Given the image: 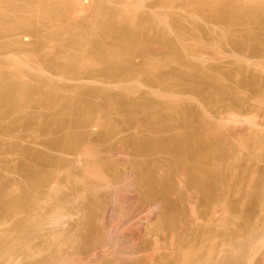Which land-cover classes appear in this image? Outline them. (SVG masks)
Wrapping results in <instances>:
<instances>
[{"label": "rangeland", "instance_id": "374dc122", "mask_svg": "<svg viewBox=\"0 0 264 264\" xmlns=\"http://www.w3.org/2000/svg\"><path fill=\"white\" fill-rule=\"evenodd\" d=\"M30 1L31 0H28V2H30ZM34 1L35 0H33L31 2L32 6H34V7H32L30 3L28 4V8L30 9V7H31L32 10L31 9L30 10L33 11L31 13L29 11L28 14H32L31 17L34 18V19H32L33 23L36 21L34 28L39 30V31H37V34H34V35L29 34L30 36H28V35L19 36L18 42L21 41L22 47L23 46L25 47V48L23 47V49L20 45L18 47H16V49L14 48L13 51H12V49L8 50L9 46H6L7 49H3V48H5V46L4 47L1 46L3 51H2V49H0V69H1V67L3 68V66L1 65L3 58L13 59L12 56L14 55V57H17L16 59H18L21 57L22 54H23L22 55L23 58H24V56L25 57H31V58H27L28 60L31 61V62L30 61L29 62L32 63V64H30L28 62L29 65H34L39 60L38 65L36 64V66L40 65L41 67H43V65L45 64L44 67H46V62H44L43 60L53 58V60H55L56 63H58V61H56L57 59L62 63H65V61L68 59L67 62L70 61L71 66L68 65L69 67H67V65L63 64L66 67H63V68L60 67L59 68L58 66H62V64L59 62V64H61V65L58 64L57 67L54 65L57 69H54L55 67L52 69H50L51 67L50 68L48 67L47 68L48 70H46L47 72L49 71L50 73H53V71H54L55 74L57 71V75H54V73H53L52 77H54V79H55V80H53L54 83L57 81L56 82L57 84H53V88H55L54 85L55 86L57 85L56 89L58 91L56 90V92H57L56 95H58L59 98H58V96H53L56 98V99L54 98L55 101L52 98H49V99H52L50 102L52 105H50V106L46 105L48 107L44 106V108H43V106L40 104L38 105L37 103H39V102L36 101V103H33V104H31V106L29 105V107H27V111H24L23 112L24 114L22 113L23 115L22 114L19 115V113H16L17 114L16 115L14 113V114H11V116L6 117V119H4V121L7 120L6 122H8L10 120L20 118V116L27 115L28 113L30 115L34 114V116H35V118L31 117V119H30L29 118L30 116L28 114V116H29L28 118L30 119V121L32 120V126H26V127L20 126L19 129L20 130L22 129V130H21V132L18 130V133L15 131L17 133V135H16V133L14 135L12 134L13 136H10L11 134L6 135V136L0 135V144L2 141V145H3V148H2L3 150H1V152H0V162H1L0 163V188L2 187L0 190H1V192L3 190L7 191L4 193V195H6V193H8L7 197H9V196L10 197H12V196L16 197V196H19L18 194L21 193L20 190L25 191L26 189H28V191L30 192V196H32L33 203L30 204L31 206L29 204L28 205L25 204L27 207H26V209H24L25 208V206H24V208L22 210L21 209L16 210V209H14L15 207L14 208L11 207V210H10V207H9L8 213H7V211H5V209L3 210V208H6L7 206H4L3 204H1V206L2 205L4 206L2 208V211L6 212V213L3 212V214H1L2 211L0 208V216L3 217V218H0V264H39V263L40 264H99V263L103 264L102 263V262H104L103 258H101L102 259L101 261H98L97 257H94L91 254H89L88 251H85L86 250L85 248L87 247L86 242L88 243L89 240L92 241L93 238H98L97 233L95 234L96 237H95V235H94V237L92 235V238H91V236H89L90 232L92 231V228H91L92 224H90V221L88 220V214L85 213L84 211H79V212L74 211V213L73 212L70 213V211H73V210L68 209L69 207H66V209L64 208L63 211L61 210L62 212L61 211L56 212V210L55 211L53 210L54 207H53V209L51 208L53 206V202L55 200H57L58 197H60V198L64 197V195L68 193L66 191L68 188L66 189L67 186H65V185H68V181L66 180L67 178L64 174L65 172L62 171L63 170L62 168L60 169L58 167L57 162H61L62 158L68 160V158H70V156L67 155L66 153H63L57 147L50 145V140L52 141V140L62 138L63 135H65V133H67L69 128L68 129L65 128L62 130L54 129V130H52L50 132H46V133H43V132L40 133L39 128H38L39 127L38 125L49 122L51 120V118L54 114V110H55V113H57L56 111H58L62 105L69 103V101H70V103H73L74 106H76L77 111L76 110L75 111L78 112L80 109H82V108L84 109V107L87 108L86 110H88L89 106H87V105H90L89 104L90 102H88L89 100L94 101V102L91 101L92 104L89 108H94V106L96 107V103L97 104L99 103L96 107L97 109L95 108L93 110L94 111L93 116L90 119L91 121H89L91 123L88 122L85 126H77V127H74L75 129H71V130H76V132H84L85 131V133L88 137L87 140L90 141V144H93V146H94V147H91V149H87L89 146L83 147V150H81V155H80V158L83 160H84V158L85 159H93L94 155H98L99 152H101V151H102L101 155L105 154L104 153V143L100 139V137L102 135V130L104 129V127L102 128L101 125L96 124V123H102L99 121L102 119L104 120V123H106V121H107V123H108V121H110V123L112 122L113 124H115V126L112 125L113 127H115V128L112 127L113 129H128L127 131L126 130L123 131V133H122L123 136H127L130 133H135L137 135V132H138L139 136L141 133L142 134L141 137H143V135H144V137H147L148 139H152L153 137L155 138L158 135V134L154 133L155 131H152V129H177L178 131H182L184 129H203V130L209 129L210 130L211 127H212V129H214V128L216 129V127H215L216 123L224 122L223 124L225 126H228L227 127L228 129L226 128L227 132L225 131L224 133H222L223 135L221 134L220 136H222L221 138H223V137L226 138L227 139L226 141L229 140L230 141V142L228 141L229 143H231L233 140L232 144L228 143V146L229 145H231V146H229L230 149H228L229 152L226 155H229V154L230 155L227 157L223 156V158L221 157V159L227 160V161L224 160L223 162L219 163V164H222V166L221 165L217 166L216 164L214 165V163H216L217 161H221L220 158H216L217 161L215 159V162L213 160L214 163L212 164L211 169L210 168L209 169L212 171V173L214 175L213 174L207 175V177L210 178V179H208L207 184L211 185V184L217 182L218 183V184L216 183L217 185L220 184L219 185L220 187L219 186L218 187L220 190L219 192L221 193L222 190L224 189L223 188L224 185L222 186V184H224V180L227 179L228 181L227 180L226 181H227V183L230 184V189L231 188L232 189L230 191L231 197L229 196L230 197L229 199H228V197H226L228 200L224 196L226 194L225 191L221 193L222 195L224 194L223 197H219L217 199V203L219 205H217V208H218L217 213H216L217 215L216 214L215 215H216V218H218V216H221L223 214V208L225 206L228 207V205H229V207H230L229 209H231L230 210L231 218L233 217V220H234V223L232 222L233 225H231V232L233 231V233H231V234L233 235V237H232V235H230V238H233L232 239L233 243L235 242L234 244L232 243L233 245L238 244L237 240H239V237L241 239L243 236V238L241 239V240H243V239H246L247 236L251 238V236H252L251 234H255L252 237H253V239L256 237L255 238L256 241L254 242L255 239L251 240V242H252L251 245L248 244L249 246H253V247H249V246L247 248L245 247V252L243 250H241V253L238 250L237 253L242 254L241 256L243 257V260H244V261L241 260V263L239 262V264H242V263L243 264H264V91H263L264 90V61H263L264 60V53H263L264 51L262 50L263 52L261 51L260 53L259 52H257V53L251 52L250 53V51H247L248 49L232 48V44H231V42L233 43L235 41L249 43V40L251 38L252 39L250 40V43H251V41L252 42L256 41V39H257V41L260 40L259 42H261V40H262L264 43V33H263V35L261 34L263 31H259L261 34L260 37L256 34V33H259V32H255L256 30L254 31L255 33L252 31L254 33L253 35L250 34V32H251L250 30H253V29L258 27V26L255 27V25H254V20L256 21V17H254L255 19L252 17V19H254L252 21V19L250 20L249 18H247L249 13L246 16L244 14H246L248 12V10H250L249 12H252V10L251 9H244L245 3L242 4L243 5L242 8L244 10L240 6L241 4L240 5L237 4L240 7V8L239 7H237V8L242 10V11L240 10L241 11L240 12L241 17H242V15H244L243 17H246L247 21H244V20H242V18L241 19L239 18L240 20H238V19L237 20L240 22V24L237 20L236 21L238 23L236 24V21L230 20L232 17L230 18V16L227 15L228 9L230 8L231 3H229V5H224V4H227L228 2H230L229 0L226 1L227 3L223 0V3H221V5H219L220 3L218 4L216 0L215 1L214 0H210V1L209 0H202V1L201 0H196V1H194V0H183V2H182V0H180L181 2L179 0H175V1L173 0L174 2L172 0H167L168 2L166 0H163V1L158 0V2L156 0H152V1L146 0V1H148L147 3H145L146 1L145 2L142 1L144 3L145 7H142L143 3L140 0H137L138 3L135 0H130V2L132 1L131 2L132 4H129L130 2L128 0H109V1H111L112 4L108 0L107 1L104 0L105 1L104 4H103V2H100L102 4L99 5L100 8L102 5L103 6L105 5L103 8H101V9H103V12L100 9V11L102 13H104V11H107L106 10L107 8H105V7L108 6V7L113 8V9L108 8V9H111L113 11L116 8L115 9L116 12L119 11L118 13L120 15L114 11V13H116L115 14L116 16H115V15H113V11L112 12L107 11L108 16L112 13V15L115 16V18L114 17L112 18V15H111V19L109 18L110 16L109 17L107 16L108 20L106 18L105 19L108 22H109V20H114L115 23H113V21H112L114 26H111V25L107 24L108 23L107 21H104V17H101L102 16L101 12H100L101 16L99 15L100 17L97 16L98 14L96 15L97 19H95L94 15H93V16H91V18L93 17V20L95 19L94 20L95 25L96 24L99 25V27H98V25L95 27L93 25L94 21L90 18L91 13H93V10L95 9V5L91 6V4H89V6H91V7H88L89 9L87 8L86 13L84 11L85 14L83 13L82 17L80 16L81 18L79 16L77 18H75V16L73 17V16H71V14H69L70 16H68V13L70 11L67 9L64 10V7H62V6L58 5L59 7H57L56 3H54V2L53 3L55 4V6H53V4L51 6L50 4L52 1H50V0H49L50 2H48V4L46 3L48 0L46 2L41 0L43 2V4L40 0L39 1L41 3L40 2L38 3V0H36L35 1L36 5H34ZM94 1L96 2L97 0H94ZM99 1H102V0H99ZM118 1H119V3H118L119 6L117 4L113 5V2L117 3ZM121 1H123L122 2L123 5L125 4L124 1H126L131 6L134 5V7H133L134 13L132 12L133 15L136 14V15H134L135 16L134 18L132 17L133 16L132 14H131L132 15L131 16L130 14L127 15L128 13L127 14L124 13V10H123V12L121 11L122 12V14H121V12H120V10L122 8ZM160 1L162 4H159ZM190 1H191V3H190ZM199 1H201L202 3ZM211 1H214V2H211ZM246 1L247 0H245V1L241 0V2H246ZM248 1H250V0H248ZM18 2L22 3L23 1L18 0ZM133 2H135V4L137 3L136 4L137 6ZM187 2H188V5H186ZM208 2L210 3V5L208 4ZM231 2H233V1L231 0ZM237 2L235 1V2H233V4H235ZM96 3H99V2H96ZM166 3H167V5H166ZM170 3H171V5H170ZM172 3H173V5H172ZM180 3L182 5H180ZM199 3H200V5H199ZM255 3H257V2L256 1H254V3L249 2L250 8L252 5H253L252 8L258 7V6L259 7L264 6L263 4L258 5V3L256 4L258 6H256V5L254 6ZM138 4H140V6L142 5L141 7L144 9H141V7ZM192 4H196V5L198 4V5L193 6ZM222 4L224 6H227V8H228L227 13L225 11V13L227 15L226 19H228L227 21L230 20V22H229L230 24L232 22L235 23L236 27L234 24L232 26H230V24L228 22L225 24L226 20L225 21L219 20V21H223V22H219V23H218V19L215 20L216 23L213 21V18L214 19L216 18L215 15L217 13L218 14L220 13V12H218V11H220L218 9H221L223 7ZM158 5H159V7L161 6L162 10H160ZM205 5H206V8L204 7ZM213 5H216V6H213ZM2 6L3 5H0V9L3 12L5 10H2V9L3 8L5 9L6 6L5 7L4 6L2 7ZM39 6L40 7L44 6V7L40 8ZM47 6L50 7L49 8L50 10L46 9V8H48ZM135 6L137 7V9H134ZM149 6H150V8H149ZM174 6H176V7L174 8ZM36 7H38V8H36ZM119 7H121V8L118 10L117 8H119ZM124 7H126V6L124 5ZM157 7H158V9H156ZM166 7H167L168 11L166 10ZM213 7H214V9H213ZM28 8L26 9V14L24 13L27 16H28L27 12L29 10ZM203 8H205V9H203ZM225 8L226 7H224L223 9L225 10ZM231 8H232V5H231ZM7 9L5 12H3V14H6V13L9 14L7 11H10V10H7ZM39 9H41L42 12ZM151 9L154 11V13H153V11H151ZM169 9H171V10H169ZM215 9H217V10H215ZM223 9H221V11ZM257 9H259V10H257ZM35 10L40 11L39 15H38V12ZM61 10H63V12ZM88 10H90V11H88ZM135 10H136V12H135ZM164 10H166L165 12H167V14L164 12ZM190 10L192 11L191 13H193V14H191V13L188 14V12ZM204 10L209 15L206 14V12ZM207 10H209V11H207ZM214 10L216 11V14L213 15V13H215V12H212V11H214ZM245 10H247V12ZM256 10L259 11L260 15H255V16L259 17L258 19L264 18L262 16L263 14H261V11H260V10H263V7L261 9L256 8ZM50 11L51 12L56 11L57 14H60V13H62L63 15L66 14L67 17H66V15L63 16L60 14L56 17L57 19L54 18L55 20H52V21L49 18H47V19L41 18V20H40V17L43 15L42 14L43 12L46 15V13H49ZM66 11L68 13H66ZM139 11L140 12L142 11V12L140 13ZM144 11H146V13ZM223 11L221 12L222 14L224 13ZM263 11H262V13H263ZM242 12L243 13L245 12V13L242 14ZM253 12L250 14V16L252 14H257L256 11L254 13ZM10 13H12V12H10ZM33 13H36V14H34V16L37 17V15H38L39 19H38V17L35 19V17L33 16ZM155 13H159V14L155 15ZM173 13L178 14V16L177 15L173 16L174 15ZM210 13L213 16H211ZM40 14H42V15L40 16ZM107 14L104 13V15H107ZM194 14H196V15H194ZM117 15L120 18H122V16H125L124 17L125 20L122 18L121 20H123V21H119L118 20L119 17ZM150 15H151V18H150ZM161 15H162V17H161ZM206 15H208V17L211 16L210 18H212V19H209L208 17H206ZM156 16H158V17H156ZM169 16L170 17L172 16L173 19H175V20L178 19L179 21L176 20L177 21L176 22L173 19H171L172 17L170 18ZM179 16H181V17H179ZM136 17L139 19H137ZM141 17L143 19H141ZM182 17H183V19H182ZM185 17L187 20L185 19ZM194 17H196L197 21L195 20ZM204 17H206V19ZM161 18H162L163 23L161 22ZM235 18L236 17H233L232 19H235ZM48 19H49V21H48ZM248 19H249V21H248ZM12 20H14V19H12ZM12 20H11V23L13 22ZM45 20H47V21H45ZM59 20H62V21H59ZM71 20H72V23H71ZM87 20L90 21V23ZM96 20L97 21L99 20V21L97 22ZM102 20L104 23L105 22L106 23L104 24L103 22H101ZM209 20H210V22H209ZM130 21L133 24V26L130 23ZM133 21H134V23H133ZM146 21H148V22H146ZM186 21H188V23ZM193 21H194V24H193ZM242 21H244V23H242L243 25L241 24ZM260 21L262 22V19ZM2 22L3 21L0 22L1 26H2V24L3 25L5 24V22H3V23ZM75 22L78 24H76ZM145 22H146L147 28L145 26ZM164 22L167 25H165ZM206 22L208 23L207 26L205 24ZM211 22L212 23L214 22L213 25ZM258 22H259V20H258ZM258 22H255V23H258ZM7 23H10V21ZM42 23H43V25H42ZM175 23H176V25H177V23L178 24L181 23V24L179 26L178 25L175 26ZM201 23H203V24H201ZM209 23H210V25H209ZM220 23L222 24L221 26H219ZM260 23H259V26H261ZM86 24L93 29L90 30L89 29L90 27H88ZM116 24H117V27L118 26L120 27V28L119 27L118 28L120 29L121 32L123 30V28L121 30V27H128V29L126 28L127 30L124 28L125 34H129L131 32L130 31L129 33L128 32L126 33V31H129V28L132 30V29H134V26L137 27V25H138L137 29L135 28L134 30H136V32H137V30L139 29L138 31H140V33L138 32L137 35L132 34V35H134L135 40H133L132 42H129L132 44L135 41V44L133 43L135 45V48H133V50L135 49V52L131 48V46H133V45L130 44L131 46H129L128 45L129 43L127 44V46H129L131 48V49L130 48H128V49H130V51L132 50V52H134V53H132V55L133 54L134 55L130 56L131 58H128L126 55V58H128L129 61H127V59L125 58V53H124V50L125 51H127V50L124 49L125 46H123L124 44H121V43H122V41L124 42V40L127 38L130 40L131 36L130 37L127 36L125 38H123V37L118 38L119 39L118 42L120 41V39H123L121 41L120 45H122L124 48L119 47L120 45L117 44V42H116L117 37H114V35H115V33H113L114 31L110 29L111 31H113L111 33L110 30H108L109 26L112 28L115 27L117 29V27L115 26ZM7 25H9V24H7ZM85 25H86V28L88 27V30H90L89 32H86V29H83L85 32L81 30L83 28V26L85 28ZM101 25H103V26H101ZM104 25H107V26L105 27ZM149 25H152V26H149ZM158 25H160L159 29L157 27ZM171 25H174V26L171 27ZM211 25H212V27L215 26V28L210 27ZM247 25L250 27L248 28ZM253 25L255 28L253 27ZM256 25H258V24H256ZM4 26H6V24ZM37 26H38V28H37ZM139 26H141V27H139ZM166 26L167 27L170 26V28H172V30L170 31V29L167 28ZM195 26H198L199 28L195 27ZM208 26H209V28H208ZM217 26H219V28L222 27L221 29L223 31H226V32L228 31V32L227 33L224 32V34H223V31L221 29H219ZM223 26L225 28H227V26L229 28H231V27L232 28L231 29H229V28L225 29ZM242 26L244 27V29ZM57 27L59 28V31H58ZM176 27H178V30H176L177 29ZM185 27H187V28H185ZM200 27H203V29H205V27H206L207 30L208 29L210 30L209 33H208V31H206V29L203 31H202V29L200 30ZM251 27H253V29ZM102 28H104V29H102ZM115 28H114V30L117 33V31L119 29L116 31ZM151 28H153L154 30ZM210 28L213 30L211 31ZM259 28L260 27H258V29ZM97 29H98V32L96 31ZM198 29L200 32L198 31ZM214 29H216V31ZM101 30H103V31L105 30L106 32L105 31L103 32ZM151 30H153V31H151ZM233 30H234V32H233ZM246 30H248V31H246ZM181 31H184V32H181ZM185 31H186V33H185ZM229 31H230V33L231 32H233V33L230 34ZM81 32H82V34H81ZM136 32L132 30V33H136ZM150 32H152L151 35H150ZM246 32L249 34H247ZM38 33H39V35H38ZM85 33H88V34H85ZM94 33H96V34L94 35ZM216 33H219L220 37ZM255 34L260 39L256 38L253 40V37L256 36ZM51 35H56L55 36L56 39L52 40V42H51V40H49L47 42L48 45H46V46L44 45V47L42 45L39 49L37 48L38 49L37 51H36V49L33 51V48H32L33 43H31V42L32 41L34 42L35 41L34 39L39 40V39L43 38L44 36L46 38L47 37L49 38V37H51ZM179 35H180V37H179ZM224 35H226V36L223 38ZM123 36H124V34H123ZM237 36H240L239 40H238ZM243 36H245V37H243ZM16 37L17 36H15V38H14V39H16L15 41H17ZM231 37H232V40L230 39ZM235 37H236V40H235ZM261 37H262V39H261ZM11 38H13V36ZM11 38L10 37L0 38V40H2V41H0V44L1 43L4 44L5 42L9 43V40H11ZM131 40H132V38H131ZM10 42H12V40ZM28 42H30L31 45H28L29 44ZM66 42H68V43H66ZM126 43H125V45H126ZM205 43H207V44L209 43V44L205 45ZM66 44H68V45H66ZM144 44H146V45H144ZM81 46H82V49L80 48ZM208 46L210 48H208ZM13 47L14 46H12L11 48H13ZM20 47H21V49H18ZM85 49H87V50H85ZM5 50H7V51H5ZM24 50H27V51H24ZM109 50H111L110 51L111 53L115 52L117 54V56H119V59H121L119 61H121V62L118 65H120V66L122 65L124 72L127 69H129V68L126 69L127 65H128V67L131 64L134 65L135 73H136L135 76L133 75L134 77L131 76V79L130 78L127 79L125 77L126 80L123 78L125 81L120 80V77H118L117 79H119V80H115L116 78H114L111 81L112 78L111 79L109 78V74H110V72H112L113 69L106 68V64L105 63L102 64V62L99 61L100 58L98 56L99 54H101L100 52H103V51L107 52ZM32 51H33V53L29 54ZM96 51L99 53H97ZM64 52H66L65 55H64ZM94 52L97 54H95ZM170 52H171V54H170ZM9 53H10V55L12 54L11 57L7 56ZM24 53H27V54L24 55ZM93 53L95 56H93ZM128 53H129V50H128ZM129 54H131V52ZM3 55H5L6 57ZM32 55H34V56H32ZM39 55H40V58L43 55L46 59H42L44 57H42L41 59L38 58ZM71 55H72V57H71ZM75 56H76V58H75ZM167 56H169L168 57V59L170 58L169 60L166 58ZM22 57L20 59H22ZM33 57H34V59L32 60ZM89 57L96 58V61H99V63L94 62V64H89V66H88V63L86 62V60H85V62H86L85 63L84 59H88ZM179 57L182 58V60L179 59ZM73 58H74V60H73ZM91 58H89L87 60V61H89V63H90ZM24 59H22V60H24ZM79 59H83V60H79ZM158 59H159V61L161 59V61H160L161 64L163 63L162 61H165L166 59L168 61L165 64L163 63V65L161 66ZM253 59H254V61H253ZM259 59L262 61H260ZM75 60H77V61L79 60V62L77 63V61H75ZM145 60H147L146 61L147 63H148V60L149 61L154 60V62L155 61L158 62V64L161 66L160 67L161 69L159 68V71L156 70V69H158L156 67V66H158L157 63L150 61L148 63V65H150V63H151V68H152V65L155 64V67H153V69L156 68V69H154V70H156L155 72L160 74V75L157 74L158 77H160L162 74L168 75V76H166V75L164 76L166 81H167L166 82L165 80H163V81H165L164 82V85H165L164 88H168L167 90H171V91L173 90L174 91L173 93L171 91H168L169 92L168 93L167 90L163 88L167 93L165 92L164 95L162 93L159 94V92H160L159 88H160L161 84L163 85V83H162L163 81L159 85V83H155L152 80V82H154V87L152 86L153 84L151 83L150 78L153 75L149 74L150 73L149 71H144V73H143V70H141V68L144 69V67H145V63H146ZM170 60H172V61H170ZM187 60H188V62H187ZM40 61L43 63V65H42V63L39 64ZM91 61H92L91 63H93V61H95V59H92ZM169 61H170V63H169ZM176 61H179V62H177V64H176ZM251 61H253V62L251 63ZM67 62H66V64H67ZM72 62H74L75 64ZM80 62H81V64H80ZM143 62H145V63H143ZM3 63L2 64L4 65V67H6L5 62H3ZM6 63L9 64V62H6ZM82 63L85 67L82 65ZM147 63H146V65H147ZM255 63H258V64H255ZM14 65H15L14 63H13V65L11 63L10 67L13 66L12 67V69H13ZM78 65H81V67H78ZM142 65L144 67H142ZM181 65L183 68L181 67ZM7 67L10 68L9 65ZM139 67H141V68H139ZM177 67H179V68H177ZM66 68H68L70 72L73 70L71 72L72 75ZM175 68L177 69V72H179V70H181V71L184 70L185 73H187V70H188L189 74L193 75L196 82L195 83L193 82L194 79H191L192 78L191 75L190 76L184 75L185 74L184 72L181 74H183L187 78L186 77L184 78L183 75H182L183 78L182 77L179 78L178 76H180V73H178L179 75L175 76L174 75V73H175L174 70H176ZM180 68H182V69H180ZM187 68H189V69H187ZM50 70H53V71L51 72ZM118 70L119 69H117V73H120L121 70H119V71ZM128 71H131V70H128ZM75 72H76V74H75ZM79 72L81 73L83 80H81L82 79L81 77H78L79 75L77 73H79ZM86 72H90L91 74L90 75L88 74L89 75L88 76L86 74ZM145 72H149V73H145ZM50 73H48V74L51 75ZM170 73H173V75L175 77H177V79H176L177 82L174 80L177 83V85H173V84H175V83H173L174 82L173 79L172 80L167 79L169 76H172ZM146 75H149V77L147 76L145 78ZM157 75L155 74L154 76H157ZM163 75L161 77L162 79H164ZM100 76H102V77H100ZM188 76L191 78H188ZM175 77H174V79H175ZM84 78H85V80H84ZM169 78H173V77H169ZM57 79H59L61 82H59V80H57ZM147 79H149L150 82ZM187 79L192 80L189 82H193L192 85L195 84L196 86H192L188 82ZM168 80H169V82H168ZM31 81L34 82L32 79H31ZM170 81H172V82H170ZM184 82H187L189 85L185 86ZM155 84H156V86H155ZM158 85H159V88L157 87ZM74 86H76L78 88H76V87L74 88ZM83 86H84V88H83ZM150 86L155 88V89L157 88V90L159 89L157 91V95L155 94L156 93L155 89H154L155 90L154 93H153V90L149 89V88H151ZM46 88H48V87H46ZM66 88L68 90L70 88L71 89L68 91ZM128 88L131 92L128 90ZM96 89L97 90H100V89L101 90L102 89L108 90L110 93H112L110 95V98H113L114 103H116V104H114V106H117V102L121 103L122 100H124V99H129V100L140 99V100H143V98L145 96L146 97L145 99L150 98L149 101L151 100V102H154V104L150 102L152 105H157L158 103L159 104L163 103L165 105V103H166L165 107H167L171 110V109H174L173 108L174 104L178 103L181 106L185 105V106L190 107L196 113L191 118V120H190L191 123L189 125H186L185 123H183V121H181L179 119V116L175 113V111L169 110L166 112V115L164 118L165 123H164V121H160L161 123L160 122L152 123L153 125H151V122L149 124V122L146 123L145 119H144L145 121H143V119H142V118H144V115H145L144 110L141 111V109L140 110L138 109L139 111L137 110L135 112V117H134V119L136 120L135 121L131 118L132 115L134 116V114H131L130 112H127L126 110H124L122 105H119L121 107H119L118 109H116V107H114L112 109L111 108L107 109L106 105L105 106L103 105V104H105V100H104L105 95H99V94L97 95L96 94V96H95V95L85 94V93H87V91L96 90ZM125 89L127 90V92H130L128 95H126V94L123 95L120 93V92L123 93L124 91H126ZM170 92L173 94L172 95L173 97L171 96ZM59 93H61V94H59ZM77 93H79V94H77ZM169 94H170V96H169ZM85 95H87V96H85ZM175 96L177 99H175ZM177 96H179V97H177ZM37 97L39 99V97L41 98L42 96H36V97L34 96L33 99L34 98L37 99ZM160 97L162 100L160 99ZM115 98H117V99H115ZM35 99H34V101H35ZM165 99H166V101H165ZM178 100H180V101H178ZM34 101H32V102H34ZM103 101H104V103H103ZM137 101L139 102V100H137ZM161 101H163V102H161ZM93 103H95L94 106H93ZM181 103H183V104H181ZM149 106H151V105L149 104ZM152 108H153V106H152ZM261 108H263V110ZM101 109H103V110H101ZM82 110L79 111L80 114H82V112L86 111L85 109L83 111ZM108 110H110V111L108 112ZM100 112H102V113H100ZM155 112L156 111L154 110V108L151 109L150 115H154ZM230 112H231V114H230ZM91 113H92V110H91ZM204 114L205 115L209 114V115L205 116ZM73 115H74V113H73ZM77 115H79V114H77ZM98 115H100V116H98ZM94 117L97 120L94 119ZM100 117L102 119H100ZM130 118H131V122L133 120L137 123L138 122L137 120H139L141 125L138 122L137 123L138 126H136L135 122H132V125L129 126L128 124H130V123H128V122H130ZM94 120H96V121H94ZM251 121L254 123H251ZM40 122H41V124H40ZM123 122H127V123L125 124ZM133 123L135 126L133 125ZM169 123H171V124H169ZM167 124H169V126L170 125H172V126L171 127L168 126L165 128V125L167 126ZM253 124H254V126L252 127ZM35 126H37V128ZM161 126H163V127H161ZM257 127H258V129H257ZM239 128H241V129H239ZM138 129H144V130L138 131ZM250 129H252V130H250ZM260 129H262V130H260ZM55 130H57V131H55ZM242 130H243V132H242ZM249 130L252 132H250ZM73 132H75V131H73ZM238 133L241 134L242 139L240 138ZM120 134H118V135H120ZM138 135H137V137H138ZM120 136H117V137H120ZM234 138L236 141H234ZM236 138H238V139H236ZM240 141L243 143L239 144V146H238L237 143ZM244 142H246V143H244ZM2 145H0V146H2ZM123 148H124V146H123ZM125 149L127 150V147ZM216 150H218V149H216ZM219 150H220V148H219ZM23 151H24V153H23ZM7 152H9V153H7ZM171 156L172 155H170V154L164 155V154L156 153L153 156L142 157L144 159H142L141 157H137L136 159L140 158L141 160L140 159H138V160L141 162L144 161V163H145V161L148 162V161L153 160V161H156V164H159V163L162 164L164 162L160 161V159L163 160L166 158V159H168L167 161H171L170 163H173V161H174L173 159L175 157H173V156L171 157ZM224 157H226V158H224ZM130 158H132V157H130ZM218 159H220V160H218ZM207 166H211V165H207ZM213 166L216 167V168L214 167L216 173L213 171L214 169H212ZM60 171H61V173H60ZM62 172H63V174H62ZM223 173L227 174V177L224 180H222L221 176H224L226 174L222 175ZM228 176H229V178H228ZM39 177L41 179L44 178L43 181L42 180L37 181V179ZM182 179H183V181L184 180L186 181L184 176L182 177ZM37 182H41V183H37ZM184 182H181V185H180L181 187L179 186L180 189L177 186L175 187L176 189L177 188L178 189L175 191L176 195L173 194L175 197L172 196L173 200L179 201V198L184 195V198H183L184 200L179 202L177 205V212H179V215L181 217L178 218L177 221H175V222L173 221L174 226L171 229L173 232H175V234H172L169 231L170 236H169V232H167V235H168L167 236L166 233L159 232L157 235H159L160 237L155 235V237L154 236L152 237L154 239L150 238L149 241H147V244L144 246V248H146V246H147L148 249L145 250V253H144V251L142 252L143 255L141 253V257L142 256L144 257V259L142 257L141 261H145V264L156 263L157 260L160 259L159 256H161V253L164 254L165 251L167 253V251H170L171 249H173L176 246L175 244H177V242H179V241L176 242V240H178V238L182 239L184 237L182 235H187V236L190 235V237L188 239H190L192 237V239L189 240L190 242H192V240L195 239L193 237H195L197 235V233L199 234L202 230L205 231V229L209 225L211 226L210 223L208 224V226L205 225V224H207V221H204L201 218L202 216H199V217L197 216V215L201 214V212H199V211H202L201 210L202 206H200L201 203H199L200 202V199H199L200 195L197 194L198 191H196V190L193 191V189L191 187H187L185 185L183 187L188 188L187 190H190V191H185L186 188L181 189V188H183L182 183H184ZM61 184H62V186L64 184V186L62 188L64 191L63 190L61 191L59 189ZM179 184H180V182H179ZM179 184L177 182V185H179ZM184 184H186V183H184ZM24 187H26V189L22 190V189H24ZM55 188H57V189L55 190ZM221 188H223V189L221 190ZM179 190H180V192L178 194L177 191H179ZM235 193L237 194V196ZM191 194H193V195H191ZM221 194H220V196H222ZM88 200L90 203V199H88ZM85 202L88 203V201H85ZM144 204H145L144 206L148 205L146 203H144ZM230 204H231V206H230ZM220 205H223V206H220ZM195 208H198V209H195ZM148 209H149V206H148ZM14 210H16V211H14ZM196 210L197 211L199 210L198 212L200 214L196 213ZM58 212H59V214H58ZM157 215H158V211H157L155 216H157ZM232 215H234V216H232ZM247 215L249 217H247ZM194 216L198 217V218H195ZM193 219H196V220H193ZM214 219H215V217H214ZM186 221H188V222H186ZM191 221H192V223H191ZM193 221L194 222L196 221V224ZM176 223H177V225H176ZM178 224H179V226H178ZM191 225H192V227H191ZM253 225H254V227H253ZM176 226H177V228H176ZM212 226H214V225L212 224ZM243 226H244V228H242ZM246 227H248V229ZM219 228L221 229V227H219ZM250 228H252L254 230H252ZM180 229H182V230H180ZM183 229H185V230H183ZM260 229L262 230L261 232H259ZM249 230H250V232H249ZM246 231L249 233H247ZM253 231L254 232L257 231V233L256 232L253 233ZM183 232L185 234H183ZM91 234H94V233L91 232ZM178 234H180V236ZM256 234H259V236L258 235L256 236ZM171 235H173V236H171ZM169 237L171 240L168 239ZM198 237H199V235H198ZM20 239H22V240H20ZM168 242L173 243V244L170 245V243H168ZM255 243H256V245H254ZM165 245H168L167 246L168 248H170L174 245L175 246L172 247L171 249H167V247ZM169 245H170V247H169ZM84 246H86V247L84 248ZM234 247H236V246H234ZM83 248L85 249L84 251H83ZM136 249H138V248H136ZM163 249L164 250L166 249V250L164 251ZM246 249H247V251H246ZM9 251H11V252L9 253ZM146 251L148 253H146ZM162 251H164V252H162ZM69 252H70V254H69ZM83 252H84V254H83ZM243 254L246 256H244ZM66 256H68V257H66ZM81 256L83 258H81ZM149 256L151 258L156 257L157 260H156V258H153L152 260H154L155 262L152 261L153 263H150L151 258ZM262 256H263V258H262ZM93 257H94L95 262H96V260L98 261L97 263H94V260L90 261L93 259ZM145 257H147V260H148V257L150 258L148 260V262H146L147 260H145L146 259ZM87 258H88V260H87ZM95 258H97V259H95ZM6 259L8 260V262H6L7 261ZM104 260L106 261V257ZM73 262H75V263H73Z\"/></svg>", "mask_w": 264, "mask_h": 264}, {"label": "bare ground", "instance_id": "6f19581e", "mask_svg": "<svg viewBox=\"0 0 264 264\" xmlns=\"http://www.w3.org/2000/svg\"><path fill=\"white\" fill-rule=\"evenodd\" d=\"M19 1H21V0H19ZM23 2L21 3V2H18V0H0V5H3L4 7H5V9L3 8L2 10H5L6 11V9L7 10H10V11H7L9 14H3V12H5V11H1V9H0V22L1 21H3V22H5V24H6V26H4L2 23V26L0 25V38H5V37H12L13 36V38H11V40H12V42H10L11 40H9V43L8 42H5L4 44H0V49H2V47H4L5 46V48H3V49H7L6 48V46H9L8 47V50L9 49H12V51H13V49L15 48L16 49V47H18L19 45L22 47V44H21V41L20 42H18L19 41V36H26V35H28V36H30V35H34V34H37V31H39V30H37V29H35L34 28V26H35V22L33 23V21H32V19H34L33 17H31V15L32 14H28L29 13V11H30V13L31 12H33V11H31L32 9H31V7H30V9L28 8V4L30 3L31 4V2L33 1V0H31L30 2H28V0H22ZM36 1V0H35ZM35 1H34V5H36V3H35ZM41 1V0H40ZM39 0H38V3L40 2ZM42 1H47V0H42ZM41 1V2H42ZM50 1H52L51 2V6H52V4H53V6H55V4L54 3H56V5H57V7H59V6H62V7H64V10L65 9H67V10H69L70 12L68 13L67 11H66V13H68V16H70L69 14H71V16H75V18H77L78 16L80 17H82V14L84 13V11H85V13H86V10H87V8L88 7H91V6H93V5H95V9L93 10V13H91V15H90V18H91V16H93L94 15V17H95V19H97L96 17L97 16H101V13L103 12V9H101V8H103L104 6L102 5L101 6V8H100V4H102V3H100V2H103V4H104V0H102V1H99V0H97L96 2H99V3H96L94 0L92 1H90V0H50ZM49 0L46 2L47 4H48V2H50ZM107 1V0H106ZM109 1V0H108ZM129 2H130V0H128ZM135 1H137V0H135ZM141 2L142 1H146V0H140ZM152 1V0H151ZM157 2H158V0H156ZM163 1V0H162ZM167 1V0H166ZM173 1V0H172ZM175 1V0H174ZM173 1V2H174ZM180 1V0H179ZM194 1H196V0H194ZM202 1V0H201ZM201 1H199V2H201ZM210 1V0H209ZM215 1V0H214ZM214 1H211V2H214ZM217 1V3L219 4V5H221V3H223V0H216ZM219 1V2H218ZM225 2L226 1H228V0H224ZM230 2H226L227 4H224V5H229V3H231V5H232V8H231V5H230V8L228 9L227 8V6H224L223 4H222V8L221 9H223L224 7H226L225 8V10L223 11L224 13L222 14L221 12V9H218V10H220V11H218V12H220L218 15L216 14V11L215 10H217V9H215L214 11H212V12H215V13H213V15L214 14H216L215 15V19L213 18V21L215 22V20L216 19H218V23L219 22H223V21H219V20H226L225 21V24L228 22H230V20H232V21H236L237 19L238 20H240L241 18H242V20H244V21H247L246 19L247 18H249L250 20L252 19V17L254 18V17H256V21L254 20V19H252V21L254 20V25H255V27L256 26H258V27H260L259 29H258V27L257 28H255L254 27V25H253V27L255 28V29H253V27H251L253 30H250L251 32H250V34H254L255 32H259V31H263L261 34L263 35V33H264V18H261L262 19V22L260 21L261 19H258L259 17H257V16H255V15H260L259 14V11H257V10H259V9H257L256 10V8H262L263 7V10H264V6H258V5H264V0H250V1H246V2H241V0H232L233 2H237V3H235V4H233V2H231V0H229ZM243 1H245V0H243ZM254 1H256L257 3H258V5H256L257 3H255L254 4V6L256 5V6H258V7H253L252 8V6H251V8H250V4H249V2L250 3H254ZM28 2V3H27ZM40 2V3H41ZM54 2V3H53ZM110 3H111V1H109ZM123 1H121V3H122ZM132 2V1H131ZM129 3V4H132V3ZM148 1H146L145 3H147ZM156 2V3H157ZM168 2V1H167ZM181 2V1H180ZM182 2H183V0H182ZM204 2V1H203ZM206 2V1H205ZM260 2V3H259ZM93 3V4H92ZM118 3H119V1L117 2V3H114L113 2V5L114 4H117L118 5ZM124 5L126 6V7H124V5H123V3H122V8L121 7H119V8H117L118 10L121 8V10H120V12L122 11L123 12V10H124V13H128L127 15H133V7H134V5H129L126 1H124ZM134 4H135V2H133ZM137 3H138V1H137ZM136 3V4H137ZM143 3V2H142ZM141 3V4H142ZM176 3V2H175ZM185 3V2H184ZM190 3H191V1H190ZM196 3V2H195ZM202 3V2H201ZM207 3V2H206ZM216 3V2H215ZM243 3H245V8L244 9H251L252 10V12L255 10L256 11V13L257 14H252L251 16H250V14L252 13V12H249L250 10H248V12H247V10H245L247 13L246 14H244L243 12H242V14H244L245 16L246 15H248V13H249V17L247 16V18L246 17H243L244 15H242V17H241V14H240V12L242 11L241 9H238L237 7H239L237 4H241L240 6H241V8H242V4ZM42 4H43V2H42ZM45 4V3H44ZM89 4H91V6H89ZM108 4V3H107ZM112 4V3H111ZM135 4V5H136ZM159 4H162L161 3V1H160V3ZM208 4L210 5V3L208 2ZM207 4V5H208ZM214 4V3H213ZM249 4V5H248ZM59 5V6H58ZM109 5V4H108ZM139 6H140V4H138ZM164 5V4H163ZM166 5H167V3H166ZM170 5H171V3H170ZM172 5H173V3H172ZM180 5H182L181 3H180ZM186 5H188V2L186 3ZM193 6L194 5H196V4H192ZM198 5V4H197ZM196 5V6H197ZM199 5H200V3H199ZM212 5V4H211ZM217 5V4H216ZM216 5H213V6H216ZM235 5V6H234ZM247 5V6H246ZM2 6V7H3ZM31 6H32V4H31ZM41 6V5H40ZM39 6V7H40ZM45 6V5H44ZM44 6H42V7H40V8H43ZM49 6V5H48ZM47 6V7H48ZM119 6V5H118ZM137 6V5H136ZM135 6V8L134 9H137V7ZM142 6V5H141ZM140 6V7H141ZM155 6V5H154ZM165 6V5H164ZM178 6V5H177ZM202 6V5H201ZM249 6V7H248ZM32 7H34V6H32ZM61 7V8H62ZM117 7V6H116ZM142 7H145L144 6V3H143V6ZM141 7V9H144V8H142ZM147 7V6H146ZM158 7H159V5H158ZM158 7L156 8V9H158ZM176 6H174V8H175ZM184 7V6H183ZM187 7V6H186ZM200 7V6H199ZM205 8H206V5L204 6ZM211 7V6H210ZM220 7V6H219ZM29 9L28 10V12H27V14H28V16L27 15H25L26 14V9ZM36 8H38V7H36ZM50 7H48V8H46V9H48V10H50L49 9ZM53 8V7H52ZM105 8H107L106 10L107 11H110V12H112L113 10H111V9H113V8H111V7H108V6H106ZM104 8V9H105ZM108 8H111V9H108ZM124 8V9H123ZM149 8H150V6H149ZM152 8V7H151ZM160 8V10H162L161 9V6L159 7ZM170 8V7H169ZM205 8H203V9H205ZM216 8V7H215ZM218 8V7H217ZM240 8V7H239ZM63 9V8H62ZM89 9V8H88ZM91 9V8H90ZM93 9V8H92ZM100 9L102 10V12L100 11ZM116 9V8H115ZM114 9V11L116 12V10ZM140 9V8H139ZM146 9V8H145ZM153 9V8H152ZM151 9V11H153ZM186 9V8H185ZM188 9V8H187ZM213 9H214V7H213ZM227 9H228V13H227ZM243 9V8H242ZM243 9V10H244ZM40 11H41V9H39ZM166 10H167V7H166ZM166 10H164V12L166 11ZM169 10H171V9H169ZM241 10V11H240ZM263 10H260L261 11V14H263L262 16L264 17V11ZM35 11H37V10H35ZM40 11H37L38 12V15H39V12ZM53 11V10H52ZM62 12H63V10H61ZM88 11H90V10H88ZM107 11H104V13L105 14H107L108 12ZM114 11H113V15H115L116 13L117 14H119L118 12H116V13H114ZM168 11V10H167ZM174 11V10H173ZM186 11V10H185ZM203 11V10H202ZM201 11V12H202ZM205 11V10H204ZM207 11H209V10H207ZM225 11H226V13H227V15L228 16H230V18L232 17H236L235 19H230L229 21H227L228 19H226V17H227V15H226V13H225ZM254 11V12H255ZM262 11H263V13H262ZM10 12H12V13H10ZM42 12V11H41ZM45 12V11H44ZM44 12L42 13V14H40V20H41V18H43V19H47V18H49L51 21L52 20H55V19H57L56 17L58 16V15H63L62 13H60V14H57L56 13V11H54V12H49V13H46V15L44 14ZM101 12V13H100ZM109 12V13H110ZM122 12H121V14H122ZM133 12V13H132ZM135 12H136V10H135ZM140 12V11H139ZM142 12V11H141ZM140 12V13H141ZM145 13H146V11H144ZM150 12V11H149ZM156 12V11H155ZM161 12V11H160ZM192 11L190 10L189 12H188V14L189 13H191ZM206 12V11H205ZM211 12V13H212ZM253 12V13H254ZM25 13V14H24ZM81 13V14H80ZM84 13V14H85ZM89 13V12H88ZM87 13V14H88ZM104 13H102V16L101 17H104V21H107L108 20V18H107V16H108V14L107 15H104ZM153 13H154V11H153ZM166 14H167V12H165ZM169 13V12H168ZM211 13H210V15H211ZM34 14H36V13H33V16H34ZM79 14V15H78ZM98 14V15H97ZM149 14V13H148ZM156 14H159V13H155V15ZM164 14V13H163ZM174 14V13H173ZM191 14H193V13H191ZM205 14V13H204ZM203 14V15H204ZM206 14H208L207 12H206ZM38 15H37V17H38ZM64 15H66V14H64ZM63 15V16H64ZM97 15V16H96ZM111 15H112V13L108 16L110 19H111ZM112 15V18L114 17L115 18V16H113ZM120 15V14H119ZM131 15V16H132ZM134 15H136V14H134ZM132 16L133 18L135 17V16ZM175 15H177L178 16V14H174L173 16H175ZM180 15V14H179ZM194 15H196V14H194ZM209 15V14H208ZM208 15H206V17H208ZM213 15H211V16H213ZM254 15V16H253ZM27 16V17H26ZM87 16V15H86ZM99 16V17H100ZM118 16V15H117ZM138 16V15H137ZM144 16V15H143ZM164 16V15H163ZM176 16V17H177ZM190 16V15H189ZM210 16V17H211ZM30 17V18H29ZM35 17V19L37 18L36 16H34ZM66 17H67V15H66ZM80 17V18H81ZM98 17V18H99ZM119 17V16H118ZM124 17L125 16H122V18L124 19ZM128 17V16H127ZM156 17H158V16H156ZM160 17V16H159ZM161 17H162V15H161ZM170 17V16H169ZM172 17V16H171ZM170 17V18H171ZM175 17V18H176ZM179 17H181V16H179ZM184 17V16H183ZM183 17H182V19H183ZM191 17V16H190ZM193 17V16H192ZM206 17H204L205 19H206ZM210 17H208L209 19H212V18H210ZM55 18V19H54ZM59 18V17H58ZM62 18V17H61ZM107 20H106V19ZM122 18H118V20L119 21H123V20H121ZM129 18V17H128ZM131 18V17H130ZM137 18V17H136ZM150 18H151V15H150ZM164 18V17H163ZM178 18V17H177ZM195 18V20H196V17H194ZM225 18V19H224ZM229 18V17H228ZM240 18V19H239ZM244 18V19H243ZM12 19H14V20H12ZM38 19H39V17H38ZM37 19V20H38ZM42 19V20H43ZM49 19H48V21H49ZM63 19V18H62ZM71 19V18H70ZM89 19V18H88ZM92 20H93V17L91 18ZM94 19V20H95ZM103 19V18H102ZM137 19H139V18H137ZM141 19H143L142 17H141ZM153 19V18H152ZM151 19V20H152ZM156 19V18H155ZM154 19V20H155ZM171 19H173V17L171 18ZM181 19V18H180ZM185 19H186V17H185ZM193 19V18H192ZM191 19V20H192ZM198 19V18H197ZM249 19H248V21H249ZM11 20L13 21L12 23H11ZM69 20V19H68ZM74 20V19H73ZM93 20V21H94ZM117 20V21H118ZM125 20V19H124ZM131 20V19H130ZM168 20V19H167ZM174 21H176V20H178V19H173ZM187 20V19H186ZM237 20V21H238ZM258 20H259V22H258ZM10 21V23H7V22H9ZM45 21H47V20H45ZM50 21V22H51ZM59 21H62V20H59ZM75 21V20H74ZM86 21V20H85ZM88 21V20H87ZM97 21V20H96ZM99 21V20H98ZM97 21V22H98ZM111 21V22H110ZM112 21H113V23H115L114 22V20H109V22L107 23V24H109V25H111V26H114V24L112 23ZM135 21V20H134ZM134 21H133V23H134ZM139 21V20H138ZM153 21V20H152ZM179 21V20H178ZM181 21V20H180ZM197 21V20H196ZM236 21V24L239 22H237ZM244 21H242L241 22V24L242 23H244ZM41 22V21H40ZM39 22V23H40ZM58 22V21H57ZM80 22V21H79ZM89 23H90V21H88ZM87 22V23H88ZM96 22V23H97ZM101 22H103V20L101 21ZM100 22V23H101ZM146 22H148V21H146ZM146 22H145V26H146V28H147V25H146ZM160 22V21H159ZM161 22L163 23V21H162V18H161ZM170 22V21H169ZM177 22V21H176ZM187 23H188V21H186ZM209 22H210V20H209ZM213 22V23H214ZM255 22H258V23H255ZM261 22V23H260ZM52 23V22H51ZM62 23V22H61ZM71 23H72V20H71ZM76 23V22H75ZM104 23V22H103ZM106 23V22H105ZM104 23V24H105ZM118 23V22H117ZM121 23V22H120ZM130 23H131V21H130ZM158 23V22H157ZM165 23V22H164ZM174 23V22H173ZM185 23V22H184ZM212 23V22H211ZM213 23H212V25H213ZM216 23V22H215ZM247 23V22H246ZM251 23V22H250ZM259 23L261 24V26H259ZM263 23V24H262ZM7 24H9V25H7ZM34 24V25H33ZM45 24V23H44ZM68 24V23H67ZM76 24H78V23H76ZM75 24V25H76ZM119 24V23H118ZM123 24V23H122ZM125 24V23H124ZM132 24V23H131ZM130 24V25H131ZM159 24V23H158ZM181 23H177V25L179 26ZM191 24V23H190ZM193 24H194V21H193ZM196 24V23H195ZM201 24H203V23H201ZM206 24V26H207V22L205 23ZM224 24V25H225ZM230 24V23H229ZM235 25V23H231L230 24V26H232V25ZM239 24H240V22H239ZM238 24V25H239ZM249 24V23H248ZM256 24H258V25H256ZM42 25H43V23H42ZM50 25V24H49ZM60 25V24H59ZM62 25V24H61ZM66 25V24H65ZM72 25V24H71ZM87 25V24H86ZM86 25H85V28H84V26H83V28L81 29L82 31H84L83 29H86V32H89L91 29H93V28H91L90 26H88V27H90L89 29L90 30H88V27L86 28ZM91 25V24H90ZM95 27L98 25V24H96L95 25V21H94V24H93ZM108 25V26H109ZM127 25V24H126ZM165 25H167L166 23H165ZM176 25V23H175V26H177ZM209 25H210V23H209ZM212 25L210 26V27H212ZM222 24L220 23L219 24V26H221ZM243 25V24H242ZM250 25V24H249ZM4 26V27H3ZM41 26V25H40ZM47 26V25H46ZM54 26V25H53ZM73 26V25H72ZM92 26V25H91ZM101 26H103V25H101ZM105 27L107 26V25H104ZM116 27H117V24L115 25ZM132 26H133V24H132ZM143 26V25H142ZM149 26H152V25H149ZM156 26V25H155ZM174 25H171V27H173ZM184 26V25H183ZM194 26V25H193ZM199 26V25H198ZM198 26H195V27H198ZM219 26H217L218 28H219ZM226 26V25H225ZM248 26V25H247ZM246 26V27H247ZM252 26V25H251ZM45 27V26H44ZM76 27V26H75ZM82 27V26H81ZM94 27V28H95ZM98 27H99V25H98ZM97 27V28H98ZM104 27V28H105ZM119 27V26H118ZM117 27V29H116V31L120 28H118ZM130 27V26H129ZM137 27H138V25H137ZM137 27H135L134 26V29L136 28L137 29ZM139 27H141V26H139ZM158 27V29H159V27H160V25H158L157 26ZM162 27V26H161ZM167 27V26H166ZM214 28H215V26H213ZM212 27V28H213ZM224 27V26H223ZM235 27H236V25H235ZM240 27V26H239ZM243 27V26H242ZM250 26H248V28H249ZM37 28H38V26H37ZM47 28V27H46ZM58 28V27H57ZM65 28V27H64ZM70 28V27H69ZM72 28V27H71ZM78 28V27H77ZM80 28V27H79ZM104 28H102V29H104ZM109 28V29H108ZM107 29L108 30H113V31H111L110 30V32L112 33H115V35H114V37H117L116 38V42H117V44H119L120 45V43H121V41L123 40V39H120V41L118 42V38H120V37H123V38H125V37H130L131 36V38H132V40H131V38H130V40L127 38V39H125L124 40V42L122 41V43L121 44H124L123 46H125V48L122 46V45H120L119 47H122V48H124V49H126L127 51H125L124 50V53H125V58H126V55H127V57L128 58H131L130 56H133L132 55V53H134L135 52V49L133 50V48H135V41L131 44V43H129V42H132L133 40H135V38H134V35H132V34H135V35H137L138 34V32L140 33V31H138L137 30V32H136V30H134V29H132L133 31H135L136 33H132V30L129 28V31H126V33L128 32H130L129 34H125V29L127 28L128 29V27H121V30H122V28H123V30H122V32L120 31V29L117 31V33L115 32V30H114V28H112V27H108ZM125 28V29H124ZM165 28V27H164ZM167 28H169L170 29V31L172 30V28H170V26L169 27H167ZM177 28V29H176ZM175 29L176 30H178V27H176ZM180 28V27H179ZM185 28H187V27H185ZM189 28V27H188ZM199 28V27H198ZM208 28H209V26H208ZM222 28V27H221ZM221 28H219V29H221ZM225 28V27H224ZM227 28H229L228 26H227ZM227 28H225V29H227ZM232 28V27H231ZM231 28H229V29H231ZM238 28V27H237ZM236 28V29H237ZM250 28V29H251ZM52 29V28H51ZM55 29V28H54ZM63 29V28H62ZM67 29V28H66ZM96 29V28H95ZM101 29V28H100ZM126 29V30H127ZM151 29H153V28H151ZM166 29V28H165ZM174 29V30H175ZM195 29V28H194ZM202 29V31L203 30H205L206 29V27H205V29H203V27H200V30ZM211 29V28H210ZM228 29V30H229ZM234 29V28H233ZM241 29V28H240ZM239 29V30H240ZM243 29H244V27H243ZM47 30V29H46ZM74 30V29H73ZM78 30V29H77ZM88 30V31H87ZM141 30V29H140ZM154 30V29H153ZM153 30H151V31H153ZM184 30V29H183ZM213 29H211V31H212ZM215 31H216V29H214ZM222 30V29H221ZM256 30V31H255ZM258 30V31H257ZM58 31H59V28H58ZM61 31V30H60ZM69 31V30H68ZM79 31V30H78ZM97 32H98V29L96 30ZM101 31H103V30H101ZM105 31V30H104ZM103 31V32H104ZM120 31V32H119ZM180 31V30H179ZM192 31V30H191ZM195 31V30H194ZM198 31H199V29H198ZM201 31V32H202ZM206 31H208V33H209V29L207 30L206 29ZM223 31V30H222ZM221 31V32H222ZM238 31V30H237ZM243 31V30H242ZM241 31V32H242ZM246 31H248V30H246ZM254 33H253V32ZM85 32V31H84ZM83 32V33H84ZM106 32V31H105ZM120 34H119V33ZM155 32V31H154ZM159 32V31H158ZM157 32V33H158ZM162 32V31H161ZM181 32H184V31H181ZM200 32V31H199ZM218 32V31H217ZM224 32H226V31H223V34H224ZM228 32V31H227ZM226 32V33H227ZM233 32H234V30H233ZM233 32H231V33H233ZM236 32V31H235ZM240 32V31H239ZM238 32V33H239ZM100 33V32H99ZM122 33V34H121ZM151 33L152 32H150V35H151ZM173 33V32H172ZM179 33V32H178ZM185 33H186V31H185ZM207 33V34H208ZM225 33V34H226ZM229 33H230V31H229ZM230 33V34H231ZM247 33V32H246ZM30 34V35H29ZM81 34H82V32H81ZM85 34H88V33H85ZM96 33H94V35H95ZM118 34V35H117ZM123 34H124V36H123ZM131 34V35H130ZM165 34V33H164ZM180 34V33H179ZM200 34V33H199ZM216 34H218V36H219V33H216ZM222 34V35H223ZM237 34V33H236ZM242 34V33H241ZM247 34H249V33H247ZM259 37H260V32L259 33H256ZM255 34V35H256ZM38 35H39V33H38ZM60 35V34H59ZM110 35V34H109ZM112 35V36H113ZM149 35V36H150ZM163 35V34H162ZM201 35V34H200ZM205 35V34H204ZM233 35V34H232ZM238 35V34H237ZM255 36V37H253V40L254 39H256V38H259L258 36ZM15 36H17L16 38H17V41H15L16 39H14L15 38ZM56 35H51V37H43V38H41V39H39V40H36V39H34L35 41L33 42H31V43H33V46H32V48H33V51L36 49V51L43 45V47H44V45L46 46V45H48V41L49 40H51V42H52V40H55L56 39V37H55ZM111 36V37H112ZM177 36V35H176ZM226 35H224L223 36V38L225 37ZM228 36V35H227ZM235 36V35H234ZM142 37V36H141ZM151 37V36H150ZM164 37V36H163ZM179 37H180V35H179ZM183 37V36H182ZM220 37V36H219ZM238 37V40H239V38H240V36H237ZM243 37H245V36H243ZM247 37V36H246ZM139 38V37H138ZM193 38V37H192ZM228 38V37H227ZM9 39V38H8ZM169 39V38H168ZM231 40H232V37L230 38ZM252 39V38H251ZM250 39V40H251ZM260 39V38H259ZM261 39H262V37H261ZM14 40V41H13ZM115 40V39H114ZM129 40V41H128ZM189 40V39H188ZM234 40V39H233ZM235 40H236V37H235ZM248 40V39H247ZM250 40H249V43H247V42H238V41H235V42H231V44H232V48H236V49H248L247 51H250V53L251 52H253V53H257V52H261L262 50L264 51V43H263V41L261 40V42H259V41H257V39H256V41H254V42H252L251 41V43H250ZM0 41H2V40H0ZM128 41V42H127ZM183 41V40H182ZM55 42V41H54ZM90 42V41H89ZM127 42V43H126ZM172 42V41H171ZM29 44L28 45H31L30 44V42H28ZM66 43H68V42H66ZM77 43V42H76ZM85 43V42H84ZM125 43H126V45H125ZM129 43V44H128ZM26 44V43H25ZM50 44V43H49ZM54 44V43H53ZM70 44V43H69ZM73 44V43H72ZM83 44V43H82ZM127 44L129 45V46H131V45H133V46H131V48H132V50L134 51V52H132V50L130 51V47L129 46H127ZM131 44V45H130ZM181 44V43H180ZM209 44V43H208ZM207 43H205V45H208ZM211 44V43H210ZM219 44V43H218ZM24 45V44H23ZM27 45V44H26ZM66 45H68V44H66ZM144 45H146V44H144ZM220 45V44H219ZM226 45V44H225ZM228 45V44H227ZM2 46V47H1ZM12 46H14L13 48H11ZM88 46V45H87ZM214 46V45H213ZM21 47L20 48H18V49H21ZM24 47V46H23ZM23 47H22V49H23ZM42 47V48H43ZM182 47V46H181ZM203 47V46H202ZM25 48V47H24ZM38 48V49H37ZM81 49H82V46L80 47ZM87 48V47H86ZM121 48V49H122ZM128 48H130V49H128ZM207 48V47H206ZM208 48H210L209 46H208ZM231 48V47H230ZM3 49H2V51H3ZM118 49V48H117ZM147 49V48H146ZM176 49V48H175ZM85 50H87V49H85ZM128 50H129V53L131 52V54H129L128 53ZM5 51H7V50H5ZM24 51H27V50H24ZM33 51L32 52H30L29 54H31V53H33ZM98 51V50H97ZM96 51V52H97ZM111 50H109V51H107V52H100L101 54H99L98 56H99V61L100 62H102V64L103 63H105L106 64V68H108V69H113L112 70V72H110V74H109V78L111 79V81L114 79V78H116L115 80H119V79H117L118 77H120V80H126V78L127 79H131V76L132 77H134L135 76V67H134V65H129V67H128V65H127V67H126V69L127 68H129V69H127L125 72L123 71V68H122V65L120 66V65H118V64H120V62L121 61H119V60H121V59H119V56H117V54L114 52H110ZM246 51V52H247ZM262 51V52H263ZM9 52V51H8ZM29 52V51H28ZM27 52V53H28ZM41 52V51H40ZM70 52V51H69ZM84 52V51H83ZM27 53H24V55L25 54H27ZM65 53L66 52H64V55H65ZM95 53V52H94ZM94 53H93V56H95L94 55ZM97 53H99V52H97ZM97 53H95V54H97ZM127 53V54H126ZM264 53V52H263ZM2 54V53H1ZM5 54V53H4ZM38 54V53H37ZM40 54V53H39ZM61 54V53H60ZM116 54V55H115ZM170 54H171V52H170ZM169 54V55H170ZM262 54V53H261ZM12 55V54H11ZM11 55H10V53L7 55L8 57H11ZM23 55V54H22ZM22 55H21V57H22ZM80 55V54H79ZM78 55V56H79ZM184 55V54H183ZM3 56H5V55H3ZM17 56V55H16ZM29 56V55H28ZM31 56V55H30ZM32 56H34V55H32ZM74 56V55H73ZM81 56V55H80ZM84 56V55H83ZM91 56V55H90ZM92 56V57H93ZM123 56V55H122ZM177 56V55H176ZM6 57V56H5ZM13 57V59H11V58H1L2 59V62H1V65L3 66V68L1 67V69H0V135H10V136H13L16 132L18 133V130L21 132V130L19 129V127L21 126V127H26V126H32V120L30 121V119H31V117H33V118H35V116H34V114L32 115H30L29 113V116H28V114L27 115H24V116H20V118H16V119H13V120H10V121H8V122H6V121H4V119H6V117H9V116H11V114H16V113H19V115H21L24 111H27V107H29V105L31 106V104H33V103H36V101L37 102H39V103H37L38 105L40 104V105H42L43 106V108H44V106L45 107H48V106H46V105H52L50 102H51V100L53 99L54 100V98L55 97H53V96H58V95H56L57 94V92H56V86L54 85V87L55 88H53V84H57L56 82L54 83L53 82V80H55L54 79V77H52L53 76V73H54V69H57L56 67L58 66V64H59V60L57 59L56 61H58V63H56L55 62V60H53V58H49V59H46L43 55H42V57H44V58H42V59H46V60H43L44 62H46V67H44L45 66V64L43 65V63L40 61V63L39 64H41L42 63V65H43V67H41L40 65L39 66H36V64L38 65V62H39V60H38V62L36 63V64H34V65H29V63L31 62L30 60H28L27 58H31V57H25L24 56V58L26 59H24L23 57H22V59H24V60H22V59H20V58H18V59H16L17 57H14V55L12 56ZM36 57V56H35ZM47 57V56H46ZM65 57V56H64ZM71 57H72V55H71ZM82 57V56H81ZM80 57V58H81ZM168 57L169 56H167L166 58L168 59ZM248 57V56H247ZM38 58H40V55H39V57ZM40 58V59H41ZM66 58V57H65ZM75 58H76V56H75ZM85 58V57H84ZM89 58H91V57H89ZM88 58V59H89ZM128 58H126L127 59V61H129L128 60ZM34 59V57L32 58V60ZM55 59V58H54ZM71 59V58H70ZM88 59H84V62H85V60H86V62L88 63V66H89V64H94V62H98L99 63V61H96V58H91L90 59V63H89V61H87ZM92 59H95V61H93V63H91L92 61ZM165 60V61H162L164 64L165 63H167V61L170 59H168V60ZM176 59V58H175ZM179 59H181L182 60V58H180L179 57ZM252 59V58H251ZM5 60V61H4ZM68 60V59H67ZM67 60L65 61V63H62V62H60L61 64H62V66H58L59 68L60 67H66V66H64V65H67V67H69V66H71V62L70 61H68L67 62ZM73 60H74V58H73ZM79 60H83V59H79ZM79 60L77 61V60H75V61H77V63L79 62ZM156 60V59H155ZM178 60V59H177ZM258 60V59H257ZM260 60V59H259ZM30 61V62H29ZM35 61V60H34ZM147 60H145V62H146ZM151 62H154V60L152 61V60H150ZM149 60H148V63L150 62ZM158 61H159V59H158ZM160 61H161V59H160ZM159 61V62H160ZM170 61H172V60H170ZM170 61H169V63H170ZM253 61H254V59H253ZM253 61H251V63L253 62ZM260 61H262V60H260ZM264 61V60H263ZM3 62H5V66L7 67L8 65H9V67H10V64L12 63V65H13V63L15 64L14 65V68L12 69V67H10V68H6V67H4V63ZM6 62H9V64L8 63H6ZM29 62V63H28ZM66 62H67V64H66ZM83 62V61H82ZM83 62V63H84ZM85 62V63H86ZM145 62H143V63H145ZM177 62H179V61H176V64H177ZM187 62H188V60H187ZM250 62V61H249ZM3 63V64H2ZM34 63V62H33ZM72 63H74V62H72ZM83 63H82V65H83ZM84 63V64H85ZM95 63V64H96ZM147 63V62H146ZM146 63H145V67L142 65V67H144V69L143 68H141V67H139V68H141V70H143V73H144V71H149V72H145V73H149V74H151V75H153V76H151V78H150V81H151V83L153 84L152 86L154 87V82L155 83H159V85L161 84V82L163 81V80H165L166 81V79H165V75L166 74H162L163 75V77H164V79H162L161 77H162V75L160 76V77H158V75H160V74H158L157 72H155L156 70H158L159 71V68L163 65V63L161 64V62H160V64H161V66L158 64V62L157 61H155L154 63H157V65L158 66H156L158 69H156V68H154V69H156V70H154L153 69V67H155V64H153L152 65V68H151V63H150V65H148V63H147V65H146ZM172 63V62H171ZM174 63V62H173ZM7 64V65H6ZM30 64H32V63H30ZM61 64H59V65H61ZM64 64V65H63ZM75 64V63H74ZM80 64H81V62H80ZM142 64V63H141ZM175 64V63H174ZM180 64V63H179ZM178 64V65H179ZM186 64V63H185ZM255 64H258V63H255ZM56 67H55V66ZM69 65V66H68ZM84 66V65H83ZM92 66V65H91ZM149 66V67H148ZM50 68V69H52V68H54L53 70H50L51 72L53 71V73H50L49 71L47 72L46 70H48L47 68ZM78 67H81V65H78ZM85 67V66H84ZM97 67V66H96ZM164 67V66H163ZM181 67H182V65H181ZM46 68V69H45ZM150 68V69H149ZM177 68H179V67H177ZM183 68V67H182ZM182 68H180V69H182ZM68 71H69V69L68 68H66ZM107 69V70H108ZM117 69H119V70H121V72L120 73H117ZM161 69V68H160ZM176 69V68H175ZM185 69V68H184ZM187 69H189V68H187ZM105 70V69H104ZM118 70V71H119ZM125 70V69H124ZM128 70H131V71H128ZM139 70V69H138ZM174 70V69H173ZM172 70V71H173ZM179 70V69H178ZM186 70V69H185ZM73 71V70H72ZM71 71V72H72ZM140 71V70H139ZM153 73H152V72ZM181 70H179V72H177V69L176 70H174V75L175 76H177V75H179L178 73H180V76H178L179 78L180 77H182V75L183 74H181V73H185V71L183 70V71H181ZM70 72V71H69ZM70 72V73H71ZM131 72V73H130ZM177 72V73H176ZM48 73H50L51 75H49ZM63 73V72H62ZM85 73V72H84ZM142 73V74H143ZM157 75V76H154L155 74ZM169 73V72H168ZM173 73H170L172 76H169V77H173V78H167V79H173V81L175 80L176 81V79H177V77H175L174 75H173ZM59 74V73H58ZM75 74H76V72H75ZM78 75V77H81L82 78V75H81V73L79 72V73H77ZM86 74L88 75H90L91 73L90 72H86ZM54 75H57V71H56V74L54 73ZM71 75H72V73H71ZM88 75V76H89ZM134 75V76H133ZM145 75V74H144ZM184 75H191L192 76V78L191 77H189L188 76V78H191V79H194V83L196 82V80H195V78L193 77V75L192 74H189V72H188V70H187V73H185ZM183 75V76H184ZM74 76V75H73ZM85 76V75H84ZM99 76V75H98ZM149 77V75H146L145 76V78L146 77ZM166 76H168V75H166ZM87 77V76H86ZM100 77H102V76H100ZM126 77V78H125ZM174 77H175V79H174ZM186 76H184V78H185ZM124 78V79H123ZM183 78V77H182ZM187 78V77H186ZM31 79L34 81V82H32L31 81ZM72 79V78H71ZM206 79V78H205ZM211 79V78H210ZM57 80H59V79H57ZM70 80V79H69ZM81 80H83V78L81 79ZM84 80H85V78H84ZM93 80V79H92ZM124 80V81H125ZM134 80V79H133ZM148 81H149V79H147ZM152 80L154 81V82H152ZM180 80V79H179ZM178 80V81H179ZM188 80V82L189 81H192V80H189V79H187ZM71 81V80H70ZM78 81V80H77ZM87 81V80H86ZM149 81V82H150ZM165 81H163L162 83H163V85L161 84L160 85V88H159V85L157 86L159 89V94H165V90L164 89H168V88H164L165 87V85H164V82ZM173 82V83H175V84H173V85H177V81L176 82ZM59 82H61L60 80H59ZM84 82V81H83ZM148 82V83H149ZM167 82V81H166ZM168 82H169V80H168ZM170 82H172V81H170ZM193 82H189L191 85H192V83ZM150 83V84H151ZM181 83V82H180ZM185 83V86L186 85H189L187 82H184ZM62 84V83H61ZM149 84V85H150ZM168 84V83H167ZM51 86V87H50ZM60 86V85H59ZM155 86H156V84H155ZM163 86V87H162ZM181 86V85H180ZM192 86H196L195 84L194 85H192ZM46 87H48V88H46ZM76 86H74V88H75ZM151 87V86H150ZM153 87H151V88H149L150 90H153V93H154V91L156 90V95H157V88L155 89V88H153ZM162 87V88H161ZM170 87V86H169ZM76 88H78V87H76ZM81 88V87H80ZM83 88H84V86H83ZM153 88V89H152ZM164 88V89H163ZM194 88V87H193ZM63 89V88H62ZM61 89V90H62ZM67 89V88H66ZM71 89V88H70ZM69 89V90H70ZM155 89V90H154ZM164 91H163V90ZM170 89V88H169ZM183 89V88H182ZM68 90V89H67ZM68 90V91H69ZM73 90V89H72ZM75 90V89H74ZM124 90V89H123ZM126 90V89H125ZM128 90H129V88H128ZM163 92H162V91ZM58 91V90H57ZM130 91V90H129ZM168 91H171V90H167V92ZM264 91V90H263ZM64 92V91H63ZM67 92V91H66ZM131 92V91H130ZM130 92H127V90L126 91H124L123 93L122 92H120L121 94H123V95H128ZM152 92V91H151ZM166 92V93H167ZM172 93L174 92L173 90L171 91ZM170 92V93H171ZM65 93V92H64ZM81 93V92H80ZM169 93V92H168ZM171 93V96L173 95ZM226 93V92H225ZM263 93V92H262ZM55 94V95H54ZM59 94H61V93H59ZM68 94V93H67ZM77 94H79V93H77ZM82 94V93H81ZM85 94H88V95H95L96 96V94L98 95H105V104H103L104 106L106 105V108L107 109H112V108H114V107H116V109H118L119 107H121V106H119V105H122V107H123V109L124 110H126L127 112H130L131 114H134V116L132 115V119L133 120H135L134 119V117H135V112L139 109H141V111H143L144 110V118H142L143 119V121H145L146 120V123H148L149 122V124H150V122H151V125H153L152 123H158V122H160V121H164V123H165V115H166V112L167 111H169L170 109L169 108H167V107H165V105H166V103H165V105L163 104H159L157 101V105H152L151 103H153L154 104V102H151V100L149 101V99L147 98V99H145L146 97L144 96V98H143V100H140V99H137V100H139V102L135 99V100H129V99H124V100H122V102L121 103H118L117 102V106H114V104H116V103H114V100H113V98H110V95L112 94V93H110L108 90H91V91H87V93H85ZM119 94V93H118ZM147 94V93H146ZM158 94V95H159ZM167 95V94H166ZM175 95V94H174ZM36 97V96H42L41 98L39 97V99H38V97H37V99H35V101H34V99H33V97ZM50 96V97H49ZM61 96V95H60ZM85 96H87V95H85ZM161 96V95H160ZM169 96H170V94H169ZM261 96V95H260ZM166 97V96H165ZM173 97V96H172ZM177 97H179V96H177ZM49 98H52V99H49ZM58 98H59V96H58ZM87 98V97H86ZM163 98V97H162ZM56 99V98H55ZM115 99H117V98H115ZM145 99V100H144ZM160 99H161V97H160ZM175 99H177L176 98V96H175ZM162 100V99H161ZM181 100V99H180ZM180 100H178V101H180ZM183 100V99H182ZM32 101H34V102H32ZM55 101V100H54ZM53 101V102H54ZM62 101V100H61ZM92 102H94L93 100H91ZM90 100L88 101V102H90L89 104L90 105H87V106H91V104H92V102H91ZM149 101V102H148ZM165 101H166V99H165ZM170 101V100H169ZM176 101V100H175ZM116 102V101H115ZM148 102V103H147ZM151 102V103H150ZM161 102H163V101H161ZM50 103V104H49ZM75 103V102H74ZM103 103H104V101H103ZM99 104V103H98ZM97 103H96V107H97V105H98ZM149 104L151 105V106H149ZM181 104H183V103H181ZM254 104V103H253ZM95 105V103H93V106ZM242 105V104H241ZM86 106V107H87ZM152 106H153V108H154V110L156 111L155 112V114L154 115H150V110L151 109H153L152 108ZM257 106V105H256ZM88 107V110H86L87 108H85L84 107V109L86 110V111H84V112H82V114H80V112L79 111H81L82 109H80L78 112H76L77 110H76V106H74V104L73 103H70V101H69V103H66V104H64V105H62L61 106V108L58 110V111H56L57 113H55V110H54V114H53V116H52V118H51V120L49 121V122H46V123H43V124H41V122H40V124L41 125H38L39 127V131H40V133L41 132H43V133H46V132H50V131H52V130H54V129H57V130H62V129H68V131H67V133H65V135H63V137L62 138H60V139H56V140H50V145H52V146H55V147H57L58 149H60L63 153H66L67 155H69L70 156V158H68V160L67 159H61V162H57V165H58V167L61 169H63L62 171L63 172H65L64 174H65V176H66V180L68 181V185H65V186H67L66 187V191L68 192L67 194H65L64 195V197H58L57 198V200H55L54 202H53V206L51 207L52 209H53V207H54V211L56 210V212L57 211H63V209L65 208L66 209V207H69L68 209H70V210H73V211H70V213L71 212H73L74 213V211L76 212V211H84L85 213H87L88 214V220L90 221V224H92V231L91 232H93L94 234H91V232H90V235L89 236H91V238H92V235H93V237H94V235L97 233V236H98V238H93V240L91 241V240H89L88 241V243L86 242V245H87V247L86 246H84V248L86 249H84L83 248V251L85 250V251H88L89 252V254H91L92 256H94V257H97L98 258V261H101L102 259L101 258H103V261L104 262H102L103 264H145V261H141L142 260V257H141V253L144 251V253H145V250L146 249H148L147 248V246H146V248H144V246L147 244V241H149V239L151 238V239H154V238H152L153 236L155 237V235L156 236H159V235H157L159 232H162V233H166V235H167V232H171L172 234H175V232H173L171 229H172V227L174 226L173 224H174V222L175 221H177L178 220V218H180L181 216L179 215V212H177V205H178V203L179 202H181V201H183L184 199V195L182 196V197H180L179 198V201H175V200H173L172 199V196H174L173 194H175V191L179 188L180 189V185H181V182H184L183 181V179H182V177L184 176V178L186 179V181L184 182V183H186V184H184V183H182V187L185 185V186H187V187H191L192 189H193V191H198V193L197 194H199L200 195V197H199V199H200V202L199 203H201L200 204V206H202V211H199V212H201V214L196 210V213H199L200 215H197L198 217L199 216H202L201 218L204 220V221H207V224H205V225H207L208 226V224L210 223L211 224V226H212V224L214 225V226H208L206 229H205V231L204 230H202L199 234L197 233V235L195 236V237H193V238H195V239H193L192 240V242H190L189 240L190 239H192V237L190 238V239H188L189 237H190V235L189 236H187V235H182V236H184L182 239H179L178 238V240H176V242L177 241H179V242H177V244H175L174 246H172V247H174L173 249H171L172 247H170V245L171 244H173V243H170V242H168V243H170V245H169V247L170 248H168L167 246L168 245H165L166 247H167V249H171L170 251H167V253H166V249L164 250L165 251V253L164 254H162L161 253V256H159L160 257V259L159 260H157V258L156 257H153V258H156V260H157V264H239V262L241 263V260H243V257L241 256L242 254H240L241 253V250H243L244 252H245V247L247 248L249 245L248 244H250L251 245V240H254L253 239V235H255V234H251L252 236H251V238L250 237H246V239H243V240H241L242 238H243V236H242V238L240 239V237H239V240H237V245H233L234 243H233V238H230V235H232L231 233H233V231L231 232V225H233V223H234V220H233V217L231 218V212H230V210L231 209H229L230 207H229V205H228V207L227 206H225L224 208H223V214L221 215V216H218V218H216V213H217V205H219L218 203H217V199L219 198V197H223V195L221 194L222 192H224L225 191V198L226 197H228V199L231 197V193H230V191H231V189H230V184L229 183H227V181L226 180H224L226 177H227V174L226 173H223L222 175H224V174H226V175H224V176H221L222 177V180H224V184H222V186L224 185V189L223 188H221V190H222V192L220 193L219 191V185H217L216 183H213V184H211V185H209V184H207V181H208V179H210L209 177H207V175H211V174H213L212 173V171L210 170L211 169V167H212V164L215 162V159L216 158H220L221 159V157L223 158V156H229V155H226L228 152H229V150L228 149H230V147L229 146H231V145H229L228 146V143L230 142L229 140V142L228 141H226L227 139L226 138H221L222 136H220L222 133H224L225 131L227 132V130H226V128L228 127V126H225L223 123L224 122H219V123H216L215 124V127H216V129L214 130V129H212V127H211V129L209 130V129H206V130H203V129H184V130H182V131H178L177 129H152V131H155L154 133H156V134H158L155 138L153 137L152 139H148L147 137H144V135H143V137H141V133H140V136L138 135V132H137V135H138V137H137V135L135 134V133H130L129 135H127V136H123L122 135V133H123V131H127L128 129H113V128H115V127H113L112 125H114L115 126V124H113L112 122L110 123V121H108V123H107V121H106V123H104V120L100 117V119H102V120H99L100 122H102V123H96L97 125H101V127L103 128L104 127V129L102 130V135H101V137H100V139H101V141L104 143V155H101V153H102V151L101 152H99V154L98 155H94V157H93V159H85L84 158V160L83 159H81L80 158V155H81V150H83V147H85V146H89L87 149H91V147H94L93 146V144H90V141H88L87 139H88V137H87V135H86V133H85V131L84 132H76V130H71V129H75L74 127H77V126H85L89 121H91L90 119L92 118V116H93V113H94V109L96 108L95 106H94V108H89ZM103 107V106H102ZM81 108V107H80ZM174 109H171L172 111H175V113L179 116V119L181 120V121H183V123H185L186 125H189L191 122H190V120H191V118L194 116V114L196 113V112H194L190 107H188V106H181V105H179L178 103L177 104H174V107H173ZM260 108V107H259ZM83 109V110H84ZM97 109V108H96ZM106 109V110H107ZM262 110H263V108H261ZM76 110V111H75ZM82 110V111H83ZM91 110H92V113H91ZM101 110H103V109H101ZM138 110V111H139ZM170 110V111H171ZM100 111V110H99ZM98 111V112H99ZM110 110H108V112H109ZM204 111V110H203ZM235 111V110H234ZM21 112V113H20ZM207 112V111H206ZM236 112V111H235ZM73 113H74V115H73ZM79 114V115H77V114ZM100 113H102V112H100ZM198 113V112H197ZM24 114V113H23ZM22 114V115H23ZM130 114V115H131ZM201 114V113H200ZM210 114V113H209ZM208 114V115H209ZM230 114H231V112H230ZM236 114V113H235ZM241 114V113H240ZM239 114V115H240ZM17 115V114H16ZM205 115V114H204ZM208 115H205V116H208ZM227 115V114H226ZM229 115V114H228ZM238 115V114H237ZM236 115V116H237ZM98 116H100V115H98ZM168 116V115H167ZM231 116V115H230ZM30 119H29V118ZM37 117V116H36ZM97 117V116H96ZM106 118V117H105ZM104 118V119H105ZM131 118H130V122H128V123H130V124H128L129 126L130 125H132V122H135V121H133L132 120V122H131ZM200 118V117H199ZM236 118V117H235ZM238 118V117H237ZM94 119H96L95 117H94ZM145 119V120H144ZM202 119V118H201ZM230 119V118H229ZM228 119V120H229ZM49 120V119H48ZM93 120V119H92ZM97 120V119H96ZM96 120H94V121H96ZM235 120V119H234ZM45 121V120H44ZM98 121V122H99ZM138 122H139V120H137ZM220 121V120H219ZM254 121V120H253ZM127 122H123V123H127ZM137 122V123H138ZM217 122V121H216ZM255 122V121H254ZM254 122H252L251 121V123H254ZM89 123H91V122H89ZM136 122H135V125L136 126H138V124H137ZM161 123V122H160ZM205 123V122H204ZM34 124V123H33ZM139 124L141 125V123L139 122ZM169 124H171V123H169ZM169 124H167V126L165 125V128L166 127H168L169 126ZM35 125V124H34ZM133 125H134V123H133ZM134 125V126H135ZM163 125V124H162ZM88 126V125H87ZM90 126V125H89ZM164 126V125H163ZM163 126H161V127H163ZM172 125H170L169 127H171ZM254 126V124L252 125V127ZM36 128H37V126H35ZM113 127V128H112ZM16 128V129H15ZM18 128V129H17ZM91 128V127H90ZM137 128V127H136ZM231 128V127H230ZM237 128V127H236ZM260 128V127H259ZM228 129V128H227ZM239 129H241V128H239ZM254 129V128H253ZM257 129H258V127H257ZM37 130V129H36ZM57 130H55V131H57ZM131 130V129H130ZM140 130H144V129H138V131H140ZM180 130V129H179ZM234 130V129H233ZM250 130H252V129H250ZM249 130V131H250ZM256 130V129H255ZM260 130H262V129H260ZM16 131V132H15ZM70 131V132H69ZM73 131H75V132H73ZM259 131V130H258ZM257 131V132H258ZM242 132H243V130H242ZM250 132H252V131H250ZM256 132V133H257ZM17 133H16V135H17ZM38 133V132H37ZM121 133V134H120ZM254 133V132H253ZM259 133V132H258ZM261 133V132H260ZM13 134V135H12ZM118 134H120V135H118ZM239 134V136H240V138H241V134L240 133H238ZM245 134V133H244ZM120 136V137H117V136ZM155 135V134H154ZM223 135V134H222ZM39 136V135H38ZM153 136V135H152ZM228 136V135H227ZM238 136V137H239ZM244 136V135H243ZM249 136V135H248ZM260 136V135H259ZM258 136V137H259ZM140 137V138H139ZM149 137V136H148ZM151 137V136H150ZM246 137V136H245ZM251 137V136H250ZM249 137V138H250ZM231 138V137H230ZM236 139H238V138H236ZM242 139V138H241ZM240 139V140H241ZM248 139V138H247ZM251 139V138H250ZM256 139V138H255ZM244 140V139H243ZM246 140V139H245ZM234 141H236L235 140V138H234ZM239 141V140H238ZM99 142V141H98ZM92 143V142H91ZM233 143V140H232V142L231 143H229V144H232ZM241 143H243V142H238L237 144H238V146H239V144H241ZM244 143H246V142H244ZM257 143V142H256ZM9 144V143H8ZM0 145H2V141H1V144ZM5 145V144H4ZM123 146H124V148H123ZM127 147V150L125 149ZM218 147V148H217ZM229 147V148H228ZM235 147V146H234ZM3 148V145L2 146H0V152H1V150H3L2 149ZM219 148H220V150H219ZM216 149H218V150H216ZM91 152V151H90ZM7 153H9V152H7ZM23 153H24V151H23ZM92 153V152H91ZM90 153V154H91ZM156 153H160V154H164V155H172L173 157H175L173 160V163H170L171 161H167L168 159H163V160H161L160 159V161H163L164 163H162V164H156V161H148V162H146L145 161V163H144V161L143 162H141V161H139L138 159H140V158H138V159H136L137 157H145V156H153L154 154H156ZM17 154V153H16ZM15 154V155H16ZM12 155V154H11ZM24 155V154H23ZM5 156V155H4ZM10 156V155H9ZM35 156V155H34ZM68 156V157H69ZM90 156V155H89ZM92 156V155H91ZM171 156V157H172ZM40 157V156H39ZM130 157H132V158H130ZM226 157H224V158H226ZM229 158V157H228ZM39 159V158H38ZM142 159H144V158H142ZM220 159H218V160H220ZM37 160V159H36ZM40 160V159H39ZM141 160V159H140ZM213 160H214V162H213ZM224 160H226V159H224ZM223 159H221V161H217V159H216V163H214V165L216 164L217 166H222V164H219V163H221V162H223L224 161ZM227 161V160H226ZM229 162V161H228ZM1 163V162H0ZM219 165H218V164ZM226 164V163H225ZM207 165H211V166H207ZM226 166V165H225ZM214 167L215 166H213V168L212 169H214ZM57 168V167H56ZM210 168V169H209ZM216 168V167H215ZM218 168V167H217ZM226 168V167H225ZM2 169V168H1ZM214 172H215V169L213 170ZM55 172V171H54ZM58 172V171H57ZM63 172H62V174H63ZM60 173H61V171H60ZM216 173V172H215ZM32 174V173H31ZM59 174V173H58ZM57 174V175H58ZM30 175V174H29ZM60 175V174H59ZM214 175V174H213ZM218 175V174H217ZM51 176V175H50ZM217 177V176H216ZM224 177V178H223ZM33 178V177H32ZM37 178V177H36ZM60 178V177H59ZM214 178V177H213ZM228 178H229V176H228ZM44 179V178H43ZM43 179H41L40 177L37 179V181H40V180H42L43 181ZM48 179V178H47ZM182 180V181H181ZM213 180V179H212ZM3 181V180H2ZM41 181V182H42ZM41 182H37V183H41ZM59 182V181H58ZM62 182V181H61ZM177 182H178V184H179V182H180V184L179 185H177ZM219 182V181H218ZM36 183V182H35ZM67 183V182H66ZM65 183V184H66ZM209 183V182H208ZM220 183V182H219ZM222 183V182H221ZM28 185V184H27ZM31 185V184H30ZM35 185V184H34ZM229 185V186H228ZM33 186V185H32ZM31 186V187H32ZM59 186V185H58ZM63 186H64V184H63ZM63 186H62V184L60 185V187H59V189L62 191L63 189ZM178 187L177 189L175 188V187ZM180 186V187H179ZM219 186V187H218ZM2 188V187H1ZM0 188V189H1ZM30 188V187H29ZM184 188H186V187H183V188H181V189H184ZM190 188V189H191ZM226 188V189H225ZM26 189V187H24V189H22V190H25ZM31 189V188H30ZM57 188H55V190H56ZM188 188H186V190L185 191H190V190H187ZM4 191V192H3ZM2 192H1V190H0V208H1V211H2V208L4 207V206H7L6 208H3V210L5 209V211H7V213H8V208L10 207V210H11V207H15L14 209H18V210H22L23 208H24V206H25V208L24 209H26V205L25 204H31V203H33V199H32V196H30V192L28 191V189H26L25 191H21L20 190V194H18L19 196H16V197H14V196H12V197H7V195H8V193H6V195H4V193L5 192H7V191H5V190H3ZM59 191V190H58ZM64 191V190H63ZM11 192V191H10ZM29 192V193H28ZM178 192V194H179V192H180V190L179 191H177ZM56 193V192H55ZM190 193V192H189ZM193 193V192H192ZM220 194L222 195V196H220ZM236 194V193H235ZM176 195V194H175ZM191 195H193V194H191ZM190 195V196H191ZM230 196V197H229ZM236 196H237V194H236ZM175 197V196H174ZM56 198V197H55ZM190 198V197H189ZM188 198V199H189ZM88 199H90V203H89V200ZM223 199V198H222ZM227 199V198H226ZM227 199V200H228ZM220 200V199H219ZM226 200V201H227ZM85 201H88V203L87 202H85ZM195 201V200H194ZM225 201V200H224ZM231 201V200H230ZM228 202V201H227ZM144 203H146V204H148V205H146V206H144L145 204ZM223 203V202H222ZM225 203V202H224ZM1 204H3L2 206H1ZM192 204V203H191ZM195 204V203H194ZM226 204V203H225ZM229 204V203H228ZM31 206V205H30ZM148 206H149V209H148ZM220 206H223V205H220ZM230 206H231V204H230ZM21 207V208H20ZM145 207V208H144ZM12 208V209H13ZM32 208V207H31ZM194 208V207H193ZM201 208V207H200ZM191 209V208H190ZM195 209H198V208H195ZM16 210H14V211H16ZM61 211V212H62ZM157 211H158V215L157 216H155L156 215V213H157ZM3 212L4 211H2L1 212V214H3ZM83 212V213H84ZM4 213H6V212H4ZM22 213V212H21ZM58 214H59V212H58ZM216 214V215H215ZM9 215V214H8ZM191 215V214H190ZM236 215V214H235ZM232 216H234V215H232ZM195 217V216H194ZM198 217H195V218H198ZM214 217H215V219H214ZM247 217H249L248 215H247ZM0 218H3V217H1L0 216ZM235 219V218H234ZM242 219V218H241ZM190 220V219H189ZM193 220H196V219H193ZM246 220V219H245ZM174 221V222H173ZM180 221V220H179ZM198 221V220H197ZM244 221V220H243ZM251 221V220H250ZM182 222V221H181ZM186 222H188V221H186ZM194 222V221H193ZM203 222V221H202ZM233 222V223H232ZM246 222V221H245ZM89 223V222H88ZM102 223V224H101ZM191 223H192V221H191ZM195 224H196V221L194 222ZM193 223V224H194ZM201 223V222H200ZM206 223V222H205ZM192 224V225H193ZM248 224V223H247ZM250 224V223H249ZM103 225V226H102ZM176 225H177V223H176ZM182 225V224H181ZM192 225H191V227H192ZM178 226H179V224H178ZM251 226V225H250ZM249 226V227H250ZM182 227V226H181ZM198 227V226H197ZM219 227H221V229L219 228ZM253 227H254V225H253ZM175 228V227H174ZM176 228H177V226H176ZM175 228V229H176ZM180 228V227H179ZM242 228H244V226L242 227ZM247 229H248V227H246ZM259 228V227H258ZM262 228V227H261ZM246 229V230H247ZM250 229H252V228H250ZM180 230H182V229H180ZM183 230H185V229H183ZM252 230H254V229H252ZM257 230V229H256ZM177 231V230H176ZM191 231V230H190ZM197 231V230H196ZM258 231V230H257ZM257 231H255L256 233H257ZM262 230L260 229V231L259 232H261ZM170 232H169V236H170ZM180 232V231H179ZM182 232V231H181ZM245 232V231H244ZM247 232V231H246ZM249 232H250V230H249ZM249 232H247V233H249ZM254 231H253V233H255ZM239 233V232H238ZM99 234V235H98ZM161 234V233H160ZM177 234V233H176ZM183 234H185L184 232H183ZM195 234V233H194ZM243 234V233H242ZM164 235V234H163ZM179 236H180V234H178ZM198 235H199V237H198ZM245 235V234H244ZM259 236V234H256V236ZM36 236V235H35ZM168 236V235H167ZM171 236H173V235H171ZM175 236V235H174ZM187 236V237H186ZM5 237V236H4ZM95 237H96V235H95ZM160 237V236H159ZM166 237V236H165ZM178 237V236H177ZM232 237H233V235H232ZM238 237V236H237ZM90 238V239H91ZM100 238V239H99ZM136 238V239H135ZM157 238V237H156ZM172 238V237H171ZM176 238V237H175ZM3 239V238H2ZM89 239V238H88ZM167 239V238H166ZM168 239H170V237L168 238ZM198 239V240H197ZM220 241H219V240ZM235 239V238H234ZM258 239V238H257ZM20 240H22V239H20ZM136 240V241H135ZM156 240V239H155ZM171 240V239H170ZM174 240V239H173ZM172 240V241H173ZM232 240V241H231ZM241 240V241H240ZM30 241V240H29ZM235 241V240H234ZM256 241V239L254 240V242ZM74 243V242H73ZM102 243V244H101ZM167 243V242H166ZM193 245H192V244ZM233 243V244H232ZM7 244V243H6ZM28 244V243H27ZM72 244V243H71ZM29 245V244H28ZM254 245H256V243L254 244ZM234 246H236V247H234ZM29 247V246H28ZM249 247H253V246H249ZM136 248H138V249H136ZM164 248V247H163ZM5 249V248H4ZM159 249V248H158ZM250 249V248H249ZM248 249V250H249ZM22 250V249H21ZM237 250V251H236ZM238 250L240 251V253H237L238 252ZM155 251V250H154ZM164 251H162V252H164ZM246 251H247V249H246ZM11 251H9V253H10ZM159 252V251H158ZM157 252V253H158ZM76 253V252H75ZM146 253H148L147 251H146ZM152 253V252H151ZM155 253V252H154ZM28 254V253H27ZM69 254H70V252H69ZM83 254H84V252H83ZM88 254V253H87ZM159 254V253H158ZM157 254V255H158ZM77 255V254H76ZM86 255V254H85ZM142 255H143V253H142ZM146 255V254H145ZM150 255V254H149ZM160 255V254H159ZM244 255V254H243ZM13 256V255H12ZM73 256V255H72ZM84 256V255H83ZM90 256V255H89ZM147 256V255H146ZM156 256V255H155ZM244 256H246V255H244ZM66 257H68V256H66ZM77 257V256H76ZM88 257V256H87ZM94 257H93V259L92 260H90V261H93L94 260ZM105 257H106V261L104 260L105 259ZM150 257V256H149ZM148 257V260L151 258H149ZM158 257V256H157ZM158 257V258H159ZM242 257V258H241ZM7 258V257H6ZM78 258V257H77ZM76 258V259H77ZM81 258H83L82 256H81ZM80 258V259H81ZM97 258H95V259H97ZM108 258V259H107ZM146 259L145 260H147V257H145ZM153 258H151V262L150 263H153L152 261H154V260H152ZM262 258H263V256H262ZM16 259V258H15ZM143 259H144V257H143ZM260 259V258H259ZM7 260V259H6ZM84 260V259H83ZM87 260H88V258H87ZM86 260V261H87ZM148 260L146 261V262H148ZM11 261V260H10ZM77 261V260H76ZM97 260H96V262H95V260H94V263H97L98 262ZM244 261V260H243ZM259 261V260H258ZM6 262H8V260L6 261ZM5 262V263H6ZM84 262V261H83ZM155 262V261H154ZM73 263H75V262H73ZM156 263H153V264H156ZM40 264V263H39ZM100 264V263H99ZM243 264V263H242Z\"/></svg>", "mask_w": 264, "mask_h": 264}]
</instances>
